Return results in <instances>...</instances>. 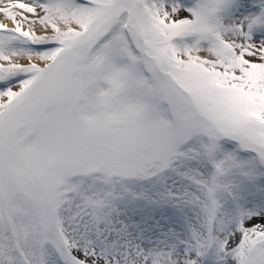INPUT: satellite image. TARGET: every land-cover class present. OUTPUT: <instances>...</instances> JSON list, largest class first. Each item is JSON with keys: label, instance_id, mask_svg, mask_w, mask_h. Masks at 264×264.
Segmentation results:
<instances>
[{"label": "snow or ice", "instance_id": "snow-or-ice-1", "mask_svg": "<svg viewBox=\"0 0 264 264\" xmlns=\"http://www.w3.org/2000/svg\"><path fill=\"white\" fill-rule=\"evenodd\" d=\"M0 264H264V0H0Z\"/></svg>", "mask_w": 264, "mask_h": 264}, {"label": "bare ground", "instance_id": "bare-ground-1", "mask_svg": "<svg viewBox=\"0 0 264 264\" xmlns=\"http://www.w3.org/2000/svg\"><path fill=\"white\" fill-rule=\"evenodd\" d=\"M3 22H7V21H3ZM9 26H11V25L9 24Z\"/></svg>", "mask_w": 264, "mask_h": 264}]
</instances>
